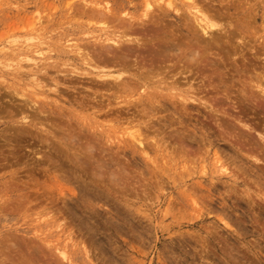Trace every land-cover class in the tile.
Wrapping results in <instances>:
<instances>
[{"label": "rangeland", "instance_id": "rangeland-1", "mask_svg": "<svg viewBox=\"0 0 264 264\" xmlns=\"http://www.w3.org/2000/svg\"><path fill=\"white\" fill-rule=\"evenodd\" d=\"M194 1L216 22L251 19L255 35L245 33L252 40L228 57L221 50L224 64L208 57L233 83L222 116L235 124V136L206 149L190 142L185 161L171 137L163 147L152 145L162 129L167 134L176 126L163 125L170 112L138 114L136 92L115 99L112 88L88 73L114 71L113 65L100 61L94 69L77 53L95 56L107 44L103 28L118 34V18L138 17L145 0H0V264H264V164L235 145L251 134L235 123L240 112L232 107L241 98L240 67L262 69L264 0ZM173 2L166 13L152 2L144 24L155 27L154 16L163 31L184 40L195 26L191 2ZM26 55L37 64L19 62ZM210 74L216 83L208 67L188 76L197 85ZM169 91L158 87L157 95ZM249 106L245 99L237 108L251 115ZM198 109L188 122H205L212 137L223 136ZM136 129L147 153L130 135ZM252 135L256 140L249 141L263 147ZM215 151L227 171L214 163ZM93 177L98 185L89 183ZM56 249L67 250L65 260Z\"/></svg>", "mask_w": 264, "mask_h": 264}, {"label": "bare ground", "instance_id": "bare-ground-1", "mask_svg": "<svg viewBox=\"0 0 264 264\" xmlns=\"http://www.w3.org/2000/svg\"><path fill=\"white\" fill-rule=\"evenodd\" d=\"M189 1L191 2L188 4L189 11L192 14L195 26L188 28L190 35L184 40H178L172 35H169L166 31H163L159 26V24H162L159 21H155L156 18L154 16L150 21L156 25L155 27H148L144 24L145 20L151 16L153 10L152 2L158 3V7L166 13L173 7V0H145L144 10L138 17L128 16L124 18L119 16L118 27L121 28V30L118 34H115L116 32L108 33L107 29L103 28V32L106 33L104 40L107 44L104 45L102 49H97L96 53H93L95 56H91L88 51L81 52L80 49H78L77 52L79 55H82L83 62L94 69L100 68V66L96 64L100 61H105V64L110 63L113 65L114 71H105L101 69L94 72L89 68L88 73L94 74L97 78L103 80L102 82L104 85H108L109 88H112L115 92V99H119L122 96L126 97L128 93L136 92L138 94V100L135 102L134 108L138 114L139 112L140 114L143 113L150 119V116L155 115L159 111L170 112L165 115L166 122H164L163 125H165L164 127H166V129L172 127L173 124H176V126L172 127V132L167 134H165L164 129H162L160 131L161 137L154 139L155 142L152 145L153 147L159 148L162 144L166 145L167 138L171 137L174 139L172 143L173 147L178 150L180 156L183 157L185 161L189 158L188 151L190 150L187 148V144L190 142L191 144L192 142H196L198 143V147L202 146L206 149L216 144L218 140L224 139L228 134L235 136V134H233L235 124L222 116V114H227L225 108H223V104L227 99L233 100L230 98V89L233 87V83L224 79L226 72L218 66L217 62L208 57L210 54L216 55L218 61L224 64L225 58L222 52L228 57L230 51L235 53L234 51L240 46L244 44L248 45L247 41L251 39V37L247 40L246 38L249 36H245V33L255 35V32L249 28L252 24L251 19H246V17H244L228 19L226 22H216L208 15H202L201 6L196 4L194 0ZM176 11L178 10L176 9ZM212 15L220 16L221 14L217 12ZM254 18L257 21V17L254 16ZM257 39L258 37H256V40ZM234 40L235 43H233ZM224 46L228 48L224 49ZM251 46L253 45L250 43V47ZM214 47L218 48L220 51L218 50L217 52L212 50ZM239 55L243 59V53ZM17 59L19 62L25 59L24 61L28 63L37 64L35 61L36 59H33L29 55L23 58L18 57ZM131 59L133 61H131ZM201 66L211 68L212 73L219 78L218 81L214 83L213 75L211 76L210 74L207 83L202 79L201 83L199 82L197 85H194L193 81L195 77L190 78L188 75L194 68L199 67L200 69ZM238 72L239 74L245 75V78L242 79L243 83L239 91L241 98L238 102L242 104L245 99H248L252 105V107L249 106L252 114L250 115L245 108H237L239 104L234 100L232 107L240 112L236 115L237 118L233 116L234 119L237 120L235 123L247 133L251 134V136H249L252 137L253 140L256 139L253 138L254 135H252V133L255 134L259 143L253 142L264 144V121L261 122L256 116V114L258 116L262 115L264 118V60L262 69L260 70L257 69L256 65L252 64L249 67L246 65L240 67ZM25 73L31 80H37V72L35 70H29ZM205 76H207V74ZM171 77L172 80L168 81ZM131 81H133V83ZM164 83L166 86L162 85ZM158 87L172 91H169L166 95H157V93H159ZM213 91L215 94L211 93ZM122 93L125 94L123 95ZM200 106L207 111L210 119L214 120V123L224 134L223 136L220 138L215 136L212 137L213 134L210 133L212 130L211 126L205 122H188L186 116L193 110L200 112L198 109ZM242 111H244V113ZM250 117L254 119L251 121ZM23 118H26V116H23ZM149 125L150 124H148V126ZM158 128H160V126ZM138 129L130 131L132 132L130 135L133 137L136 144L145 151L144 138L146 137H141L142 134L140 132L137 133ZM155 133L157 136L158 133ZM214 134L216 133L214 132ZM249 136L247 135V137ZM237 137L238 136H236V138ZM247 137L245 136V138H243L246 142H243L241 138L240 142H236L235 145L238 146V150L240 153L243 151L245 155L243 157L247 156L246 158H250V161L253 160V162L258 163V165L259 163L264 164V146L255 145L252 141H249ZM86 149L91 151L92 148L87 146ZM145 153H147V151H145ZM214 154L216 155L214 157V163L217 164V167L227 171L228 168L224 164H221V157L217 155V151H215ZM233 154L234 153H232L231 156ZM240 157L241 156H239V158ZM203 161H205V159ZM219 162L220 164H218ZM239 162L243 161L239 160ZM244 162L246 163L247 161ZM201 168L202 173L207 172L206 164H203ZM114 174L116 173L111 171L110 175ZM93 175L94 173L92 176ZM93 179L94 177L89 183L94 185L96 180L94 179V181ZM98 183L95 185H98ZM261 197L264 198V193ZM192 198L193 202L196 203V199L194 197ZM224 223L229 225L227 221H224ZM66 251H59L62 256L61 258L64 260L67 257Z\"/></svg>", "mask_w": 264, "mask_h": 264}]
</instances>
